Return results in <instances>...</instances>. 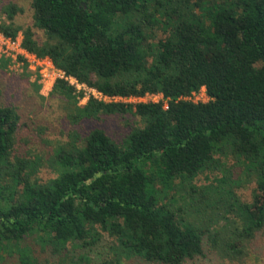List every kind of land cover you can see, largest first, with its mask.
<instances>
[{
  "label": "trees",
  "instance_id": "obj_1",
  "mask_svg": "<svg viewBox=\"0 0 264 264\" xmlns=\"http://www.w3.org/2000/svg\"><path fill=\"white\" fill-rule=\"evenodd\" d=\"M29 8L31 27L22 28L13 23L19 10L4 6L0 33H19L27 53L104 97L162 100L90 98L79 107L73 87L55 80L51 94L70 103L71 125L128 113L140 126L120 144L99 128L70 131L47 159L55 176L45 182L33 177L41 160L14 150L18 114L0 106V251L38 264L23 245L31 238L55 264H90L95 250L99 264L245 257L264 228V0H30ZM153 29L163 38L150 43ZM200 89L206 102L185 99ZM228 156L254 181L246 211L222 177L218 187L193 183ZM167 191L181 193L182 206L165 202Z\"/></svg>",
  "mask_w": 264,
  "mask_h": 264
},
{
  "label": "rangeland",
  "instance_id": "obj_2",
  "mask_svg": "<svg viewBox=\"0 0 264 264\" xmlns=\"http://www.w3.org/2000/svg\"><path fill=\"white\" fill-rule=\"evenodd\" d=\"M9 3L19 10L13 18V23L22 28L31 27L30 0H0V24L8 23L1 10ZM32 32L37 42L43 40L40 31L32 29ZM161 38H163L162 30L153 29L149 42L155 43V41ZM38 71L39 68L35 66H30L28 68L27 65H17L16 63H11L9 60H0V106H12L19 116L15 133L14 150L18 154L25 155L31 160H41V167L33 176L39 182H45L55 176L53 169L47 166V159L57 145L65 143L68 137L67 134H69L70 131L74 130L79 134H84L92 128H99L115 143L120 144L132 128L140 126L138 118L128 113L121 115H101L97 121H82L79 122V124L71 125L65 117L67 107L70 106V103L51 94L52 85L49 89V81L41 80ZM70 81L75 96H77V106H83L88 99L93 98L89 91L90 88L77 82L74 84L72 80ZM35 85L38 86L37 90ZM187 99L193 102L207 101L203 89L190 95ZM161 100L160 95H146L143 96L141 100L140 98L105 99L104 102L157 103ZM219 159L223 166L216 167L212 172H205L198 175L193 183L196 187L205 188V186L207 187L209 185L218 187L220 183H217L214 179L222 177V179H224L223 182L232 186L231 191L241 210L246 211V206H250L252 194L253 191H255L253 178H248L245 175L243 166L237 164L231 157H219ZM33 177L31 180H33ZM179 195H181L179 192L167 191L165 202H172L175 203L174 205L176 206H182L183 201L180 200ZM225 204L227 205L226 210H229V208L234 209L233 211L236 210L234 200L231 197L227 198ZM200 206L201 205H198L194 209L200 211ZM191 216L195 217L194 219H196L197 222L200 220V218L194 214ZM228 216L231 218L230 215ZM239 220L240 219H235V222L236 225L241 226V221ZM211 223L215 228H220V225L224 222L220 220L217 224H214V220H211ZM30 241L31 238L23 243V245H30L33 249V256L36 258L38 264H55L54 257L49 256L46 251L41 252L39 247ZM97 252L98 250L93 252L96 257L91 258L93 263L91 262L90 264H99V260H97L98 254L96 255ZM8 254V252L0 251V264H19L15 253H11L7 256ZM123 264L141 263L137 262L136 259H130L124 261ZM194 264H264V228L259 231V233L255 234L250 243L249 253L242 259L234 261L221 260L211 253L205 260L200 263L195 262Z\"/></svg>",
  "mask_w": 264,
  "mask_h": 264
},
{
  "label": "built area",
  "instance_id": "obj_3",
  "mask_svg": "<svg viewBox=\"0 0 264 264\" xmlns=\"http://www.w3.org/2000/svg\"><path fill=\"white\" fill-rule=\"evenodd\" d=\"M19 36L21 35L17 33V35L12 39L9 37H5L2 33H0V60H5V61L9 60L11 63H16L17 65H25V66L27 65L28 68L30 66L31 67L35 66L39 68L38 71L39 76L41 77V80H46L47 82L49 81V89L51 88V85L53 86L55 80H63L69 86H72L70 80H72L74 84H76V81L73 78L66 77L63 75L61 71L55 69L48 58L46 57L37 58L33 54L27 53L21 47V37ZM89 91L91 96H93V99L97 101L104 102L105 99L107 100L120 99L116 97H110V98L104 97L99 93L95 92L93 89H90ZM149 96H153V95H149ZM185 99L188 100L187 98Z\"/></svg>",
  "mask_w": 264,
  "mask_h": 264
}]
</instances>
